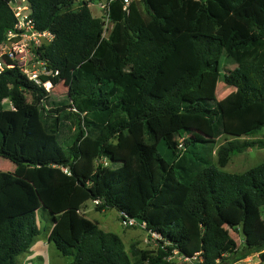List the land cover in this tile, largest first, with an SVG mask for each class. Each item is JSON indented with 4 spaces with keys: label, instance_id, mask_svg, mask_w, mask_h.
Listing matches in <instances>:
<instances>
[{
    "label": "trees",
    "instance_id": "obj_1",
    "mask_svg": "<svg viewBox=\"0 0 264 264\" xmlns=\"http://www.w3.org/2000/svg\"><path fill=\"white\" fill-rule=\"evenodd\" d=\"M13 1L0 0V44L18 23ZM28 1L54 35L36 52L58 73L41 77L68 75V88L58 98L17 65L0 73V157L15 163L0 170V264H18L41 220L69 264H185L175 251L264 261V162L224 170L264 147V0H103L107 36L97 0ZM218 82L238 99L220 101ZM88 200L146 222L158 249L128 251L83 211Z\"/></svg>",
    "mask_w": 264,
    "mask_h": 264
},
{
    "label": "rangeland",
    "instance_id": "obj_2",
    "mask_svg": "<svg viewBox=\"0 0 264 264\" xmlns=\"http://www.w3.org/2000/svg\"><path fill=\"white\" fill-rule=\"evenodd\" d=\"M103 0H97L90 4L91 11L94 16H106L105 18V32L104 35L107 36L110 28L111 22L107 16L106 8L102 9L100 6L103 4ZM25 4V3H23ZM39 71L42 72L43 68L40 67ZM69 74V72H68ZM48 74L47 76H50ZM67 76L57 85H53V89L51 91L52 94L56 95L58 98H65L67 95ZM237 90L233 87H228L223 84V82H218L217 86V94L218 99L220 101H225L226 99L229 100H236L238 99ZM29 101H31V97H28ZM4 105L6 107H12L11 102L6 99L4 101ZM264 132V131H263ZM259 133L257 137H261L262 133ZM234 137L231 135H222L218 139H216V144L219 146L223 144L225 141L233 139ZM216 146V147H217ZM216 158V155H215ZM264 162V147H253L248 149L243 153L234 154L227 165L224 167V170L229 172H243L247 169ZM0 170L3 171H14L15 172V163H13L10 159L0 157ZM96 203L94 200H88L86 204L83 206V211L87 214V216L95 221H98L101 228L106 231H112L118 233L123 242L126 245V249L129 251L131 244H137L139 247L144 248L146 250H157L160 244V235H152L151 232L142 226H131L126 227L123 225L121 220V215L119 211L114 208L104 210V211H97L95 209ZM263 211V218H264V208ZM40 215L38 214V217ZM40 218V217H39ZM41 220V219H40ZM49 224V223H48ZM39 227L41 228V233L38 235L37 239L33 243L35 245L39 240H49V235L52 231V225L45 224L43 220L38 222ZM46 225L48 227L47 232H43V227ZM226 229L230 232V234L237 239L239 250L243 249V235L241 234L240 230L235 232L228 226ZM47 240V246L44 252L36 253V251H32L31 248L25 254H22L18 257V264H69L70 260L67 257H64L60 254V252L55 248L53 242ZM180 254L174 253L170 259L176 262L180 261ZM249 262L250 264H255V261L251 259ZM233 264V263H232ZM258 264V263H257Z\"/></svg>",
    "mask_w": 264,
    "mask_h": 264
},
{
    "label": "built area",
    "instance_id": "obj_3",
    "mask_svg": "<svg viewBox=\"0 0 264 264\" xmlns=\"http://www.w3.org/2000/svg\"><path fill=\"white\" fill-rule=\"evenodd\" d=\"M131 1L124 0L126 4L125 8H127ZM12 6L18 17V23L14 30H9L6 39L0 44V73L5 68H11L17 65L29 79L38 84H42L48 92H51L53 89V81L51 79L43 80L41 76L48 74L54 75L58 71L53 72V70L48 69L45 62L38 58L36 49L44 43L50 42L54 35L48 30L37 29L34 20L30 16L31 9L28 0H14ZM100 6L102 9H107L106 1ZM40 67L43 68L42 72L39 71ZM94 202L97 204L99 200H94ZM121 220L126 227H146V222H139L134 217L125 216ZM150 232L152 235L159 236L157 232ZM175 252L178 253L177 251ZM179 257V262L185 264H197V262L200 263L203 261V257L199 252L191 257H186L181 254Z\"/></svg>",
    "mask_w": 264,
    "mask_h": 264
},
{
    "label": "crops",
    "instance_id": "obj_4",
    "mask_svg": "<svg viewBox=\"0 0 264 264\" xmlns=\"http://www.w3.org/2000/svg\"><path fill=\"white\" fill-rule=\"evenodd\" d=\"M48 240V239H47ZM47 240H39L35 245L32 246L31 250L36 251V253L44 252L46 246H47ZM49 241V240H48ZM251 259L255 261V264H264V261H262L259 257V253L252 252L248 256L244 257L243 259H240L233 264H250L249 262Z\"/></svg>",
    "mask_w": 264,
    "mask_h": 264
}]
</instances>
